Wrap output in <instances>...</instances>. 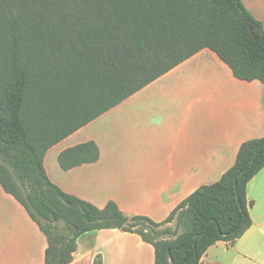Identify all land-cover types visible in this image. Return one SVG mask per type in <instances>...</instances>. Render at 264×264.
Returning <instances> with one entry per match:
<instances>
[{
    "label": "trees",
    "instance_id": "1",
    "mask_svg": "<svg viewBox=\"0 0 264 264\" xmlns=\"http://www.w3.org/2000/svg\"><path fill=\"white\" fill-rule=\"evenodd\" d=\"M205 48L238 79L264 82V23L242 0H0V184L45 233L48 264H70L81 235L109 228L153 244L156 264H200L250 228L264 137L161 222L68 193L44 165L51 147ZM99 159L93 140L58 157L65 170Z\"/></svg>",
    "mask_w": 264,
    "mask_h": 264
},
{
    "label": "crops",
    "instance_id": "2",
    "mask_svg": "<svg viewBox=\"0 0 264 264\" xmlns=\"http://www.w3.org/2000/svg\"><path fill=\"white\" fill-rule=\"evenodd\" d=\"M264 23V0H242ZM264 137V82L238 79L205 48L51 147L44 160L64 191L128 215L165 220L190 194L217 182L243 142ZM95 141L100 159L65 170L58 157ZM250 228L220 240L200 264H264V167L248 183ZM48 239L26 208L0 184V264H48ZM156 264L155 247L117 228L87 232L70 264Z\"/></svg>",
    "mask_w": 264,
    "mask_h": 264
},
{
    "label": "water",
    "instance_id": "3",
    "mask_svg": "<svg viewBox=\"0 0 264 264\" xmlns=\"http://www.w3.org/2000/svg\"><path fill=\"white\" fill-rule=\"evenodd\" d=\"M251 30H252L253 34L255 35V33H254V31H253V27H252V26H251ZM256 154H257V153H256ZM256 154L254 155V157H253L252 161H254V160H255Z\"/></svg>",
    "mask_w": 264,
    "mask_h": 264
},
{
    "label": "rangeland",
    "instance_id": "4",
    "mask_svg": "<svg viewBox=\"0 0 264 264\" xmlns=\"http://www.w3.org/2000/svg\"><path fill=\"white\" fill-rule=\"evenodd\" d=\"M168 225H171L173 228H175V222L170 223V224H168Z\"/></svg>",
    "mask_w": 264,
    "mask_h": 264
}]
</instances>
